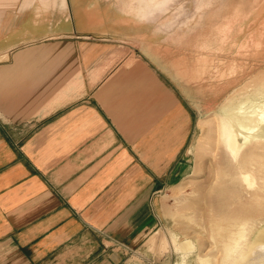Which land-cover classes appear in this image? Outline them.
I'll return each mask as SVG.
<instances>
[{"label": "crops", "instance_id": "crops-1", "mask_svg": "<svg viewBox=\"0 0 264 264\" xmlns=\"http://www.w3.org/2000/svg\"><path fill=\"white\" fill-rule=\"evenodd\" d=\"M136 2L0 0V264L151 258L193 168L198 40Z\"/></svg>", "mask_w": 264, "mask_h": 264}, {"label": "rangeland", "instance_id": "rangeland-1", "mask_svg": "<svg viewBox=\"0 0 264 264\" xmlns=\"http://www.w3.org/2000/svg\"><path fill=\"white\" fill-rule=\"evenodd\" d=\"M166 11L159 17L181 24L184 38L198 40V46L188 47L194 54L183 62V75L191 76L183 77L198 90L188 97L199 108V128L191 147L192 172L164 191L166 224L155 232L169 239L176 234L179 240L192 241L195 249L186 264H198L199 255L212 257V264H221L222 248L212 240L208 209L211 201L225 197H219V190L232 186L229 181L235 168L219 140L216 112L223 105L221 102L238 90L255 88L250 80H254V73L264 72V0H171ZM237 180L235 183H239ZM242 187L246 189L241 205L249 202L248 194L253 192L246 184ZM259 218L250 221L252 228L246 226L250 235L247 240L254 235ZM155 232L145 239V250L150 251L151 258L146 260L141 257L146 252H138L130 256L131 264L181 263L180 253H156L146 245L147 240L159 236Z\"/></svg>", "mask_w": 264, "mask_h": 264}, {"label": "bare ground", "instance_id": "bare-ground-1", "mask_svg": "<svg viewBox=\"0 0 264 264\" xmlns=\"http://www.w3.org/2000/svg\"><path fill=\"white\" fill-rule=\"evenodd\" d=\"M169 1L138 0L137 5L130 8L132 14L133 11L136 12V17H143L149 8L168 4ZM254 75V80L250 81L256 84H254L255 88L249 84L251 90L243 92L241 89L242 92L238 90L234 95H228L229 98L221 102L223 105L218 106L220 108L216 112L220 123L219 140L235 168V173L231 175L232 179L229 181V184L233 183L232 186H222L219 190V197L221 195L225 197L210 200L208 209L212 240L216 245L220 243L222 248L221 264H264V72L257 73V75L254 73ZM244 84L243 87H245ZM234 179H238L237 182L241 183H235ZM243 184L253 190L248 194L250 199L247 204H243L245 206L239 203L243 199V190L246 189L242 187ZM257 217L260 218L257 219L256 227L253 228H256L254 235L247 240L250 236L247 228H252L251 225L249 226L250 221L254 222ZM159 233H156L159 236H153L154 238L147 240L146 245H149L148 247L156 253L176 251L182 255L183 259L178 264H186L188 257L195 249L192 241L179 240L178 236L173 233L169 239ZM196 261L198 264L213 263L212 257L201 255Z\"/></svg>", "mask_w": 264, "mask_h": 264}]
</instances>
